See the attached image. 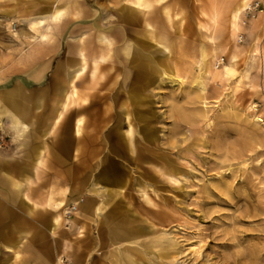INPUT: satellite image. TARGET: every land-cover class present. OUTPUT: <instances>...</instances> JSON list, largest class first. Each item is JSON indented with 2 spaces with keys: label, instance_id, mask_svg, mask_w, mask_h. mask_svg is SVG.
Masks as SVG:
<instances>
[{
  "label": "rangeland",
  "instance_id": "obj_1",
  "mask_svg": "<svg viewBox=\"0 0 264 264\" xmlns=\"http://www.w3.org/2000/svg\"><path fill=\"white\" fill-rule=\"evenodd\" d=\"M145 1L118 38V8L136 0H0V175L24 141L41 147L44 168L32 174V232L20 250L0 247L1 262L264 264V57L245 29L264 0H250L234 36L226 9L235 0ZM58 8V31L39 38ZM80 49L77 93L54 122L60 76L70 79ZM202 50L215 55L211 73ZM14 88L29 100L8 102ZM65 139L78 150L73 164L59 154ZM43 192L59 208L41 209Z\"/></svg>",
  "mask_w": 264,
  "mask_h": 264
},
{
  "label": "crops",
  "instance_id": "obj_2",
  "mask_svg": "<svg viewBox=\"0 0 264 264\" xmlns=\"http://www.w3.org/2000/svg\"><path fill=\"white\" fill-rule=\"evenodd\" d=\"M241 1L242 0H235L234 3L231 4L226 9V22L228 23L227 26H228L229 34L232 36H234L239 30H242L245 27L241 20L240 14H243L244 12L242 11H244V9L250 5V0H245L246 5L241 7L239 10L240 27L243 26V28L239 30H233L229 22L230 10L240 5L242 3ZM145 3H146L145 0L144 1L136 0L135 3L130 2V4L129 3L120 4L118 8V11H120L119 18L117 19L118 25L113 28L118 38H125L126 28L131 27L137 21L136 20L137 14H135V12L141 13L143 11V8L145 7ZM261 10L262 9H259L258 11H261ZM219 12H220L219 6L217 3H215L213 11L210 14V17L213 23L212 26L213 25L216 26L217 17L219 15ZM58 23L55 26H57ZM248 23L249 24L245 28L246 38H251L253 42L252 44V50L254 52L253 55L255 56L256 53L259 52V55L261 57H264V11L260 13L259 16L249 20ZM56 31H58L57 28L55 29V32ZM102 38H110V37L102 36ZM208 38H212V37L208 36ZM214 46H215L214 51L216 52L218 45L215 44ZM79 52H80V57L78 61V66L74 68V71L71 74L70 79L65 80L66 78H64L63 75L62 77L60 76V83H61L60 86L61 85L63 86L61 104L57 108V109H61V112H62L60 118H62L63 112L68 109V107L72 103V100L74 99V96L76 95L77 91L75 88V83H76L78 76L84 70L83 68H84V63L86 62L85 61L86 59H85V56L82 55L83 52L81 49ZM106 54H107L106 52H100L99 58L105 57ZM66 92H70L72 93V95L67 97ZM57 109L55 110L56 114H57ZM18 113L20 112L18 111ZM56 114H55L54 122H57L60 119V118L56 119ZM70 122L71 121L69 120V125L66 128L67 130H69L71 127ZM80 122H81V119L79 117L75 119L73 131L74 130L76 131V125L78 124L79 126ZM27 123H31V121L28 120V122L26 123L20 122V127H23V125ZM68 140L65 139V142L62 143V148L61 150H59L60 152L59 154L64 155L67 161H68V158L71 159V164H73L74 155L78 153V150L75 146H69ZM23 145L24 146L22 148V152L21 153L19 152V155L21 156H18L17 158L16 157L9 158L7 160V174H5V176L0 175V184H2L3 187H5V184H7L6 191L8 192L7 193L5 190H3L4 188L0 189V247L3 246L5 250H8V251L20 250L19 247L21 245L20 244L21 238L26 239L28 235H30L32 232V214H31L32 204H33L32 196L35 197L38 195L36 193L37 189L33 188L32 174H33V169L38 170L40 172L44 169L43 166L39 163V155L41 154V150H42L41 147H35L33 150L31 145L27 141H24ZM87 153L90 154V151H88ZM50 154H51L50 155L51 158L49 159V164L47 166L50 169L56 170V166L54 165L56 158L52 157V155L55 153L50 152ZM25 196H28L29 198H26ZM49 196L51 197L52 202L55 203L59 201L57 199H54V196L51 193H49L48 195V193L46 194L43 192V193H40L38 197L40 200L39 202H45L46 198ZM48 207L50 206L45 205V208H41V209L49 210ZM82 210L84 211L85 216H87L88 218H91V196H88L86 198L85 203L82 205ZM25 243H26V240L23 242V244L25 245ZM14 261L7 260V262H9L10 264H18L17 262H14ZM30 261L31 260H29V262ZM7 262L5 261L1 262L0 260V264H9ZM27 262H24L23 264H28Z\"/></svg>",
  "mask_w": 264,
  "mask_h": 264
},
{
  "label": "bare ground",
  "instance_id": "obj_3",
  "mask_svg": "<svg viewBox=\"0 0 264 264\" xmlns=\"http://www.w3.org/2000/svg\"><path fill=\"white\" fill-rule=\"evenodd\" d=\"M142 1V0H141ZM144 1V0H143ZM242 3L240 4V5H238V6H236V7H234L233 9H231L230 10V12H229V22H230V25L232 26V28H233V30H238L239 29V27H240V16H239V10H240V8L241 7H243V6H245L246 5V3H245V0H242L241 1ZM135 3V2H134ZM141 5H142V3H141ZM74 9V13H76V10H78L77 8H73ZM63 10V8H58V9H55L54 10V12L53 13H51V15H50V18H51V21H52V23H53V25L52 26H50V24H49V28H51L50 30H46V31H44V32H41L40 34H39V38H47L48 36H50V35H53V33H54V27H55V25L60 21V19H61V17L63 16V13H64V11H62ZM70 12H71V10H70ZM73 12H71L70 13V15L72 14ZM78 13V12H77ZM214 14H216V13H214ZM241 15V14H240ZM49 18V19H50ZM40 23H43V21L42 20H40L39 21ZM213 24V23H212ZM54 26V27H53ZM214 26V25H213ZM57 27V26H56ZM56 27H55V29H56ZM235 51V50H234ZM83 55V54H82ZM215 55L213 54V53H208V52H206L205 50H202L201 51V68H202V70H203V72H213V63H212V59H213V57H214ZM229 56H231V57H233V58H235L236 57V54H235V52H233V51H231V53H230V55ZM171 57V56H170ZM81 60V59H80ZM83 60V59H82ZM230 61V60H229ZM232 61V60H231ZM244 66H245V64H244ZM153 67V66H152ZM221 69H223V71H228V66L227 65H223L222 67H221ZM79 73V72H78ZM81 73V72H80ZM77 76V75H76ZM76 79V78H75ZM74 83V82H73ZM72 85V84H71ZM203 87V85L201 84V82H200V85H199V88H202ZM72 95V93H70V92H66V96L67 97H69V96H71ZM73 97V96H72ZM18 99V98H20V100H22V101H28L29 99H28V97L27 96H25L22 92H20V90H18L17 88L15 89H12L11 91H9L8 93H7V95H6V100L7 101H9V102H12L13 100H15V99ZM73 101V100H72ZM26 110L27 109H24V108H21L20 107V114H22L23 116H25L26 115ZM61 109H57V114H56V119H59L60 118V116H61ZM25 127H27V124H24L23 125V127H22V129L23 128H25ZM79 126H78V124L76 125V131L78 132L79 131ZM23 131V130H22ZM155 169H157V168H155ZM157 171L161 174V175H164V176H166L168 179H174L173 177H172V175H170V174H166V173H164V172H162V170H160V169H157ZM166 178V179H167ZM24 195V194H23ZM51 196V195H50ZM47 197L46 198V201H45V204L46 205H49V206H51V205H54L53 207H58V204H57V202L56 203H54V202H52V199H51V197ZM26 198H29L28 196H25ZM148 199H149V196H148ZM52 207V206H51ZM52 207V208H53ZM59 208V207H58ZM60 219H61V212H55L53 215H52V217H51V222H50V231L51 232H53L54 230H55V228L60 224ZM10 264V263H9Z\"/></svg>",
  "mask_w": 264,
  "mask_h": 264
},
{
  "label": "built area",
  "instance_id": "obj_4",
  "mask_svg": "<svg viewBox=\"0 0 264 264\" xmlns=\"http://www.w3.org/2000/svg\"><path fill=\"white\" fill-rule=\"evenodd\" d=\"M257 5H258V1H255L250 7L251 9L254 10L257 7ZM239 38H242V35H239ZM220 60H223V57H221Z\"/></svg>",
  "mask_w": 264,
  "mask_h": 264
}]
</instances>
